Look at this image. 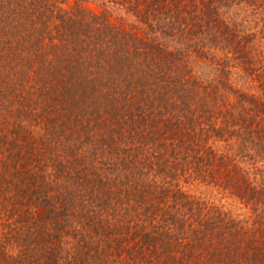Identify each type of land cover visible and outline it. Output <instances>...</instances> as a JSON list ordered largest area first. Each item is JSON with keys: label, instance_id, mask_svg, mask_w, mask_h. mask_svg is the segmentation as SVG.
<instances>
[{"label": "trees", "instance_id": "16d2710c", "mask_svg": "<svg viewBox=\"0 0 264 264\" xmlns=\"http://www.w3.org/2000/svg\"><path fill=\"white\" fill-rule=\"evenodd\" d=\"M0 264H264V0H0Z\"/></svg>", "mask_w": 264, "mask_h": 264}, {"label": "rangeland", "instance_id": "374dc122", "mask_svg": "<svg viewBox=\"0 0 264 264\" xmlns=\"http://www.w3.org/2000/svg\"><path fill=\"white\" fill-rule=\"evenodd\" d=\"M258 20L255 19V22ZM255 25V23H252ZM261 27V24H260ZM186 188L191 191L194 195L200 196L202 198H205L206 200L213 202L217 205L224 206L225 208L232 210L236 213H241L239 207L237 204L233 203L231 200L224 198L221 194H219L217 191H214L208 187H205L203 185L193 184L186 186Z\"/></svg>", "mask_w": 264, "mask_h": 264}]
</instances>
